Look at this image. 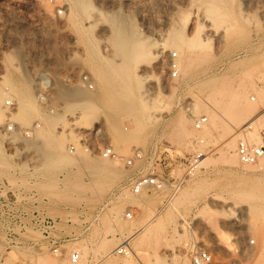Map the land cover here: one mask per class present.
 <instances>
[{"label":"rangeland","instance_id":"374dc122","mask_svg":"<svg viewBox=\"0 0 264 264\" xmlns=\"http://www.w3.org/2000/svg\"><path fill=\"white\" fill-rule=\"evenodd\" d=\"M203 1L91 0L90 13L71 19L72 0H0V87L7 93L0 180L21 207L55 221L50 227L48 219L17 218L14 231L0 229V264H192L203 244L213 247L215 264H264V158L247 164L221 153L228 141L236 148L235 134L253 130H243L251 121L264 140V0H223L217 17ZM96 10L118 12L147 44L146 57L125 61L114 53L105 39L112 27ZM167 29L184 38L176 77L169 76L177 46L166 41ZM114 68L147 75L141 123L118 109L127 100L113 93ZM80 70L93 88L81 83ZM60 86L82 92L93 109L54 115L48 130L47 114L66 105ZM20 89L29 100L26 124L10 117L26 100ZM194 116L207 123L195 129ZM35 121L40 127L28 138L23 130ZM8 122L16 123L14 132L6 131ZM107 147L117 156L104 155ZM195 150L206 158L189 173ZM142 174L181 183L135 194L130 181ZM124 240L131 255L116 250Z\"/></svg>","mask_w":264,"mask_h":264},{"label":"bare ground","instance_id":"6f19581e","mask_svg":"<svg viewBox=\"0 0 264 264\" xmlns=\"http://www.w3.org/2000/svg\"><path fill=\"white\" fill-rule=\"evenodd\" d=\"M201 1H203V0H201ZM205 3H206L205 4V11L208 14L217 17V15L222 13V10L224 8L223 0H205ZM72 5H73L75 11H70V9H69L70 12L68 11L69 17L71 19H73L74 16L76 17L77 15L88 14V13H90L91 10L94 9V6H93L91 0H72ZM68 7H69V5H68ZM96 11H97L98 17L99 18L103 17L104 20L108 21V23H110V26L112 27V32L110 31L111 34L109 33V35H108L109 38L106 37L105 39L110 44L111 50L114 53L119 52V54L121 55V57L125 61H130V60L131 61H139V60H142L146 57V55L148 54V51L146 50L147 44L143 43V41L140 42V39L136 38L134 36L132 30H129L128 28L124 27L122 16L120 14H118V12L108 14V13L101 11V10H96ZM131 29H132V27H131ZM165 31H166V41L168 43H170L172 46L176 45L177 47L174 51L178 50L180 52L181 45L184 41L182 32H180L178 30H174V29H167ZM154 55H156V53ZM103 65H104V63H103ZM186 65H188V63ZM113 67H116V66L113 65ZM111 69H112V67H111ZM98 70H100V69H98ZM105 70L106 69H104V71ZM112 73L114 74V76H116L117 74L120 73V70L118 71V69L116 70V68H114V71H112ZM101 76H102V74H101ZM118 77H119V80L117 81V88L113 93L115 96H117V98H124L125 97V99L127 100V102L124 101L125 103L124 104L122 103L123 106H120L118 109L121 111H124V112H126V111L129 112L130 115L133 116V118H134L133 120H135L138 123H141L142 121H144V119L146 117V115L144 114V112H145L144 100L148 95H150L148 93V90H146L145 88H142V77L146 78L147 75L146 74L143 75V74H139V73H132V72L129 73L125 69L124 71L123 70L121 71V73L119 74ZM103 78H105V80L108 79L106 77V75ZM113 80H114V78H113ZM106 85H107L106 89L108 90V88L111 87L110 82L107 81ZM10 89H11V87H10ZM14 93H15V91H14ZM19 93H20V96H22V98L25 97L26 100L21 101V103L16 107V111L14 113H12L10 115V117H13V119L18 124H26V123H28L27 122L28 121L27 120L28 119V112L30 110L29 109L30 106H28V102H27L29 100H27V98H26V95H25L26 93L23 92L21 89H20ZM6 94H7L6 91L3 92L1 87H0V103L4 99V95H6ZM57 96H58V98L63 99V101L66 103V105L62 106V107H57L58 112H53L54 114H49V115L47 114V121L49 122L48 130H50V126L53 125V123H54V115H59V113L65 114L67 111L72 110L76 107H78V110L81 111V115H86V114H89L91 112V110L93 109V106H92L93 104H91L90 100L84 101L87 98H85L84 94L82 92H80L79 90H76V89L66 90L60 86V87H58V90H57ZM253 98H255V97H253ZM242 106H244V104ZM242 106H241V108H242ZM236 107H237V105H235V108ZM225 109L227 110V108H224V110ZM226 110H225V112H226ZM237 110L239 112H244L247 109H244V110L237 109ZM225 112H223V113H225ZM1 122H2V119L0 117V123ZM71 125H72V127H76L78 125V122L73 121L71 123ZM247 127L252 128L253 130H250L249 133L238 132L237 134H235V137L240 136L241 138H244V139L248 138L247 140L249 142H252V143H258L259 142L260 143L261 138L258 135V129L254 126L253 121L248 122L247 126H245L243 128V130H245V128H247ZM195 129H200V128H195ZM48 132L50 133V131H48ZM243 132H245V131H243ZM16 138H17V136L15 137L14 135L7 136V139H9L11 141H14ZM230 152L232 153V159L237 160L239 156L236 153L235 143L233 141H228L224 145V147L221 151L222 155H224L225 153H230ZM205 158H206L205 156H202V159L200 161H203ZM261 158H264V156H262ZM47 162H48L47 165H49V166L56 163L55 161H52L51 159H48ZM166 184H168V183L165 182L164 185H166ZM123 243L126 247H128V248L130 247L129 242L127 240H124ZM120 247H121V245H120ZM53 252H57V251L53 250ZM131 252H132V250L130 249V251H128L127 254L131 255Z\"/></svg>","mask_w":264,"mask_h":264},{"label":"built area","instance_id":"2783aa9c","mask_svg":"<svg viewBox=\"0 0 264 264\" xmlns=\"http://www.w3.org/2000/svg\"><path fill=\"white\" fill-rule=\"evenodd\" d=\"M177 58V52H170V64H169V76L176 77L178 74L177 63L175 59ZM79 79L83 85L93 88L89 73L86 70H80ZM254 100L253 97H251ZM207 123L206 116H194L192 119V126L194 128H202ZM40 127V122H33L29 128L23 130V134L26 137H30L35 130ZM17 129V125L14 122H8L6 125V131L14 132ZM236 153L241 158V160L247 164H255L258 160L264 156V140L258 144L249 142L244 138H238L236 144ZM104 155H109L111 157H116V153L112 150L111 147H107ZM204 156V153L201 150H195L189 158L186 160L187 171L191 173L195 168L200 164V160ZM133 157L141 158L142 151L140 149H135L133 152ZM132 160H128V164H131ZM167 182L165 178L159 177L157 174H142L137 177H134L130 181V190L139 194L143 190H149L152 188H162ZM171 186L178 187L181 183L180 180H173L172 183L167 182ZM174 183V184H173ZM128 217L132 216L131 211L126 213ZM39 217L43 219H48L50 227L55 226L54 218L46 215L44 212H41L36 209L24 208L19 205L17 194L6 189V181L0 180V229L7 232L14 231L12 223L16 221L17 218H34ZM254 241L251 239L250 244ZM57 251V248L55 249ZM128 248L123 245L117 248V252L127 254ZM80 253L78 251H72L70 254L71 262L75 263L79 260ZM237 259V258H236ZM235 259V260H236ZM238 260V259H237ZM239 261V260H238ZM191 263L192 264H215V255L213 247L209 245L198 246L193 253L191 254ZM232 264H236V261H233Z\"/></svg>","mask_w":264,"mask_h":264}]
</instances>
